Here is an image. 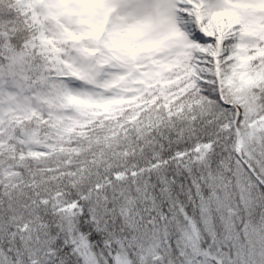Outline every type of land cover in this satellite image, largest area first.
<instances>
[{"label":"snow or ice","instance_id":"snow-or-ice-1","mask_svg":"<svg viewBox=\"0 0 264 264\" xmlns=\"http://www.w3.org/2000/svg\"><path fill=\"white\" fill-rule=\"evenodd\" d=\"M0 264H264V0H0Z\"/></svg>","mask_w":264,"mask_h":264}]
</instances>
